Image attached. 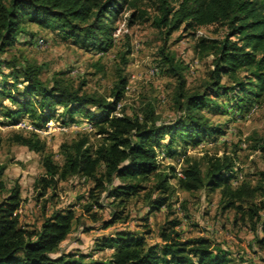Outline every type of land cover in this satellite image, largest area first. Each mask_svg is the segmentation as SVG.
I'll list each match as a JSON object with an SVG mask.
<instances>
[{
    "label": "trees",
    "instance_id": "16d2710c",
    "mask_svg": "<svg viewBox=\"0 0 264 264\" xmlns=\"http://www.w3.org/2000/svg\"><path fill=\"white\" fill-rule=\"evenodd\" d=\"M136 3L137 0H0V53L14 45L26 23L60 31L82 46L107 52L114 44V22L127 6L136 9L128 22L137 13L140 17L147 14ZM152 23L163 35L161 61L176 79L177 117L159 122L151 103L131 114L123 110L115 114L127 85L121 69L108 100L85 91L84 81L74 86L63 77L64 72L54 73L46 83L40 76L42 64L19 65L15 58H0V118L5 119L0 124L16 127L28 117L32 127L16 128L7 141L40 155L43 173L34 180L37 196L57 195L59 183L70 177L91 182L82 213L94 222L101 221L102 229L126 222L130 206L137 201L147 208V220L162 208L171 211L177 191L192 193L202 189L206 195L218 191L220 210H233L234 221L260 232L254 241L264 251V202H257L264 196V170L257 173L255 183L243 179L233 184L238 176L234 156L226 152L220 156L206 153L199 158L186 155L188 147H198L205 139L224 134L222 125L211 122L207 114L228 113L230 107L244 116L264 97V0H158ZM210 25L219 26L223 34L219 38H195L194 50L211 55L212 60L200 88L188 92L185 67L168 52L166 41L176 30L194 35L198 28ZM129 53L128 47L121 54L123 64ZM3 67L9 71L5 73ZM221 98L228 102L219 101ZM55 119L62 126L82 120L93 125L92 130L79 131L76 138L60 144V163L53 152L46 150L38 132ZM92 136L97 139L92 141ZM2 143L0 134V147ZM255 149L264 152V136ZM161 152L164 158L183 157L182 176L175 165L160 163ZM5 169L0 163V264H232L230 252L209 238H182L177 230L181 220L176 217L161 228V243H148V232L122 228L95 239L94 250H112L106 259L61 251L60 245L77 219L74 210H53L35 229L23 225L20 185L16 182L5 187ZM45 204L46 201L43 207ZM104 207L109 209L108 218L98 213Z\"/></svg>",
    "mask_w": 264,
    "mask_h": 264
},
{
    "label": "rangeland",
    "instance_id": "374dc122",
    "mask_svg": "<svg viewBox=\"0 0 264 264\" xmlns=\"http://www.w3.org/2000/svg\"><path fill=\"white\" fill-rule=\"evenodd\" d=\"M157 3L158 0H137L138 8L145 10L147 14L140 17L137 13L131 17L130 22L128 16L136 9L127 6L114 22L115 29L112 32L114 44L107 52L101 53L82 46L72 38L65 37L60 31L45 29L35 23H26L14 45L1 52L0 58H15L19 65H24L25 62L42 64L40 76L46 83L52 80L54 73L64 72L63 77L74 86L84 81L85 91L106 96L108 100L121 69V73L127 77V85L118 112L123 110L131 114L139 111L145 104L151 103L158 121L168 122L177 117L180 111L175 104L176 79L167 71L159 53L163 45V35L152 23V17L157 13ZM146 17L149 19H144ZM222 34L223 30L219 26L210 25L198 28L194 35L179 29L168 37L166 41L168 52L173 53L185 67L184 76L188 92L200 88L212 60L211 55L204 56L194 50L195 38L198 36L219 38ZM128 47L130 53L126 55L127 61L123 64L120 56ZM2 70L5 73L9 71L4 67ZM222 100L228 102L225 98L219 99ZM257 102L253 104L255 111L249 116H241L230 107L227 109L228 113L211 115L206 113L211 122L222 125L224 134L217 139H205L198 147H188L186 155L199 158L206 153L220 156L226 152L234 156L235 169L238 172L233 184L243 179L255 183L257 173L264 170V152L255 149L260 138L264 136V97ZM5 103L8 104L7 101ZM61 111L62 108L58 107V112ZM0 120L5 121L4 118ZM23 120L19 125L25 124L27 127L23 128L29 129L28 127H31L29 118L24 117ZM56 120L58 119L48 123L49 127L45 129V133H40V136L46 143V150L53 152L55 161L60 163L62 161L59 153L60 144L76 138L79 131L92 130L93 125L88 124L87 120H82L76 124L62 126L58 123L59 120ZM19 125L11 127L0 124V134L3 137L0 163L6 166L3 176L5 187L8 189L16 182L20 185L23 199L20 222L30 229L37 228L44 215L50 214L53 210L65 207L74 210L77 219L70 235L60 245L61 251H79L92 254L96 259H106L112 250H94L95 239L122 228L148 232L146 234L148 243H161L159 236L161 228L168 220L176 217L181 220L177 230L182 238L194 236L209 238L214 244L230 252L232 264H264V251L254 241L255 236H260V232L255 233L241 221H234L233 210L222 212L218 206V191L210 195H206L202 189L192 193L177 191L173 196L171 211L162 208L151 213L147 220L144 219L148 215L147 208L142 202L137 201L130 206V218L126 222L117 223L107 229L101 228V221L94 222L82 213V205L86 202L87 190L91 185L89 181L70 177L59 183L57 195L50 197L47 193L44 197L37 196L34 180L43 173L40 155L24 146L7 141L13 130L21 128ZM96 139L94 136L91 138L92 141ZM164 140H167V137ZM162 153L160 159L162 165L172 164L176 167L184 165L183 157L164 158L165 154ZM260 201L264 202V196L257 199V202ZM98 213L104 218L109 217L107 207L100 209ZM261 214L264 215V211Z\"/></svg>",
    "mask_w": 264,
    "mask_h": 264
},
{
    "label": "built area",
    "instance_id": "2783aa9c",
    "mask_svg": "<svg viewBox=\"0 0 264 264\" xmlns=\"http://www.w3.org/2000/svg\"><path fill=\"white\" fill-rule=\"evenodd\" d=\"M39 42H41V41H39ZM255 107H257V106H255ZM118 109H120V104H118L117 105V109H116V112H115V114H117V115H119V112H118ZM255 111V108H254V106H252L250 109H249V111L245 114V116H249L251 113H253ZM52 121H49L48 123H51ZM48 123L46 124V128H48L49 127V125H48ZM88 124H90L91 125V123L90 122H88ZM19 125V124H18ZM17 125V126H18ZM20 126V125H19ZM21 128H23V127H27L25 124L24 125H22V126H20ZM29 129H32V127H28ZM38 132H40V133H45V130H39ZM159 159H161V156H159L158 157ZM180 166V165H179ZM176 167V171H177V173H178V175L179 176H182V173H181V170H180V167ZM19 212H21V209H19Z\"/></svg>",
    "mask_w": 264,
    "mask_h": 264
},
{
    "label": "crops",
    "instance_id": "0c3cea01",
    "mask_svg": "<svg viewBox=\"0 0 264 264\" xmlns=\"http://www.w3.org/2000/svg\"><path fill=\"white\" fill-rule=\"evenodd\" d=\"M21 210H22V208H21ZM69 235H70V234H69ZM69 235H68V236H69ZM67 238H68V237H67ZM61 244H62V243H61Z\"/></svg>",
    "mask_w": 264,
    "mask_h": 264
}]
</instances>
